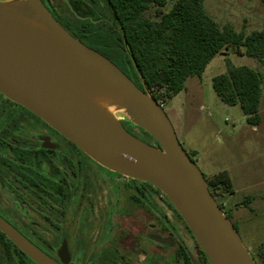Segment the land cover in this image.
Returning a JSON list of instances; mask_svg holds the SVG:
<instances>
[{"label":"water","instance_id":"obj_1","mask_svg":"<svg viewBox=\"0 0 264 264\" xmlns=\"http://www.w3.org/2000/svg\"><path fill=\"white\" fill-rule=\"evenodd\" d=\"M0 93L101 166L158 188L210 264H256L148 88H138L110 59L72 36L40 0L0 2ZM102 102L122 105L154 142L127 131ZM0 232L35 264L69 261L64 242L55 260L1 216Z\"/></svg>","mask_w":264,"mask_h":264},{"label":"flooded vegetation","instance_id":"obj_2","mask_svg":"<svg viewBox=\"0 0 264 264\" xmlns=\"http://www.w3.org/2000/svg\"><path fill=\"white\" fill-rule=\"evenodd\" d=\"M40 1L72 36L115 64L106 51L85 40L83 33L61 23L46 0ZM72 6L84 16L94 14L79 0H72ZM124 127L132 132V125ZM109 173L120 175L121 180L114 181ZM103 191L110 194L104 205L96 202ZM161 194L147 182L101 166L44 120L0 93V216L48 256L58 260L64 242L69 253L66 264H210L169 200H160ZM55 205L59 210L51 207ZM19 207L41 215L53 208L56 251L43 245L41 234L32 233L27 224L33 221ZM66 207L76 208L70 210L76 224L74 250L59 225ZM86 240L96 244L89 263L83 258Z\"/></svg>","mask_w":264,"mask_h":264},{"label":"trees","instance_id":"obj_3","mask_svg":"<svg viewBox=\"0 0 264 264\" xmlns=\"http://www.w3.org/2000/svg\"><path fill=\"white\" fill-rule=\"evenodd\" d=\"M103 2L111 20L105 39L118 49L110 58L135 79L140 89L145 85L155 100L159 94L163 100L177 94L188 77L199 76L214 55L229 47L242 49V53L264 64V26L246 31L244 26L236 30L228 22L218 25L206 13L204 0H174L167 9V0ZM150 8L153 9L148 15ZM68 27L83 33L82 22ZM225 64V72L211 78L213 91L224 104L237 105L248 124H258L261 72L234 65L229 59ZM206 182L211 191L228 187L224 172ZM253 257L258 264H264V240ZM29 263L35 264L0 232V264Z\"/></svg>","mask_w":264,"mask_h":264},{"label":"rangeland","instance_id":"obj_4","mask_svg":"<svg viewBox=\"0 0 264 264\" xmlns=\"http://www.w3.org/2000/svg\"><path fill=\"white\" fill-rule=\"evenodd\" d=\"M46 1L54 8V11L59 16L61 23H73L79 25L82 22L83 38L96 47L102 48L104 51H106L107 55L112 56L118 50L116 46L108 43L105 39L106 35L110 31L111 20L109 19L108 11L106 10L103 0H79L83 5L88 6L93 11L94 14L90 16H84L77 12L72 6V0ZM173 1L174 0H167L166 6L164 8L167 9ZM0 2L8 5L11 3L18 4L19 6L27 4V0H0ZM204 8L206 13L218 25L228 22L231 23L236 30H239L242 26H244L246 31L253 29L259 30L264 26V3L262 0H204ZM152 9L153 8H150L149 11H147L148 15L151 14ZM33 16H35V14H33ZM241 51L242 49L235 51L233 47L224 49L221 53H217L210 59L199 76L188 77L184 84V88L177 94L165 100H163L160 94L158 95V101L162 103V108L167 114L171 124H174L173 128L179 143L188 153L196 167L203 174L205 180H207L208 177L205 175L206 170L204 169L203 162L200 159L198 160L196 157H193V155L189 153V149L187 147L188 141L196 140V131L194 132V130L210 128L207 123V120L210 119L216 123V128L217 125L229 128L231 127V123L236 124L241 120L240 108L238 106H234V108L227 106L217 97L211 86V78L216 74L225 72V62L226 59H229L234 65H245L261 72L263 76L261 87L264 91V64L258 59L248 56ZM163 101H165V104H163ZM170 106H173L180 114H182V117L179 120V127L173 123L175 122V119L169 113ZM118 119L122 125L124 124V126H126L128 129H130V125H132V132L134 133H130L137 138L148 143L154 142V140L150 138L145 132H143L141 128L131 123L130 117L127 113L123 112L122 114L118 115ZM243 127H247V124L243 123ZM55 141H58L57 136L55 137ZM108 176L116 182L121 180V176L116 173H109ZM123 181L126 182V179ZM209 191L213 195L216 203L220 206L221 210L228 211L230 209V206L228 202L225 201V197L221 193L222 191L220 188L212 191L209 189ZM100 195L101 196L96 198L97 203L100 202L99 204L104 205L105 202L109 201L110 194H106L105 191H103V193ZM164 199L167 198L162 193L160 200L162 201ZM51 207H53L55 210L60 208L56 205ZM51 207H49L48 211L46 212L47 215L34 214V212H32L28 207H19V209L25 214V218L33 221V223L27 224L30 226V229L33 228L32 233L35 232L36 234H41V242L43 245H51L53 249H55L56 240L54 235L57 233V222L54 217H56L57 214H52L50 210ZM71 209H74V212L76 211V208L73 207H66L64 209L65 215L62 220L59 219V225L61 229L69 235L68 243L70 248L74 250L76 240L72 239V236L73 233L76 232V224L75 215L74 213L71 214ZM97 210H99V208H96V211ZM227 217L236 228L242 243L245 245L246 241L244 240L245 237L242 230L239 228L238 224L234 222V219L229 213H227ZM259 224L247 223L246 227L249 230H253L256 225L260 227ZM262 236H264V226H261V228L258 230H254V235L252 238H254L255 241H258L259 237ZM86 243V255L83 256V258L84 261L87 260L86 263H89L96 244H90L92 243L91 240H86ZM256 251L257 248L255 247H252L249 250L252 256L256 254ZM254 260L255 263L258 264L257 259L255 258Z\"/></svg>","mask_w":264,"mask_h":264},{"label":"crops","instance_id":"obj_5","mask_svg":"<svg viewBox=\"0 0 264 264\" xmlns=\"http://www.w3.org/2000/svg\"><path fill=\"white\" fill-rule=\"evenodd\" d=\"M263 100L264 91L261 87L258 124H248L246 116L241 111V120L236 124L231 123L229 128L220 125H217L216 128L214 121L207 120L210 128L195 129L196 140L187 142L189 153L203 162L206 170L205 175L208 178L220 172L227 175V189H223L221 186L218 188L221 189L225 201L228 202L230 206L228 213L242 230L246 241L245 245L249 250L252 247L258 248L264 240V236L259 237L258 241L252 238L254 230L264 226ZM163 102L165 104V101ZM234 106L237 105L230 107L234 108ZM169 111L175 119L173 123L179 127L182 114L173 106L169 107ZM243 123H246L247 127H243ZM247 223L261 224H259L260 227L256 225L253 230H249L246 227Z\"/></svg>","mask_w":264,"mask_h":264},{"label":"bare ground","instance_id":"obj_6","mask_svg":"<svg viewBox=\"0 0 264 264\" xmlns=\"http://www.w3.org/2000/svg\"><path fill=\"white\" fill-rule=\"evenodd\" d=\"M101 106L116 118L123 113V106L117 102H102Z\"/></svg>","mask_w":264,"mask_h":264},{"label":"built area","instance_id":"obj_7","mask_svg":"<svg viewBox=\"0 0 264 264\" xmlns=\"http://www.w3.org/2000/svg\"><path fill=\"white\" fill-rule=\"evenodd\" d=\"M161 106H162V103L158 101V99L156 100Z\"/></svg>","mask_w":264,"mask_h":264}]
</instances>
